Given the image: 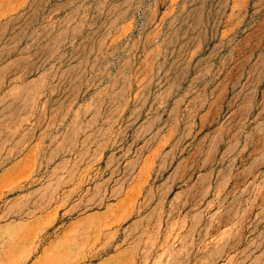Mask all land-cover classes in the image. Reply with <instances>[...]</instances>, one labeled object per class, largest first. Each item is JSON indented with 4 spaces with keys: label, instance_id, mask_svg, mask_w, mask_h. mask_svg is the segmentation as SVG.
I'll list each match as a JSON object with an SVG mask.
<instances>
[{
    "label": "rangeland",
    "instance_id": "374dc122",
    "mask_svg": "<svg viewBox=\"0 0 264 264\" xmlns=\"http://www.w3.org/2000/svg\"><path fill=\"white\" fill-rule=\"evenodd\" d=\"M0 264H264V0H0Z\"/></svg>",
    "mask_w": 264,
    "mask_h": 264
}]
</instances>
